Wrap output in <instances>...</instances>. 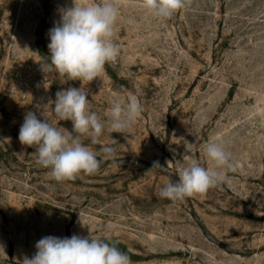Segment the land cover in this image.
I'll list each match as a JSON object with an SVG mask.
<instances>
[{"label": "rangeland", "instance_id": "rangeland-1", "mask_svg": "<svg viewBox=\"0 0 264 264\" xmlns=\"http://www.w3.org/2000/svg\"><path fill=\"white\" fill-rule=\"evenodd\" d=\"M113 2L120 54L85 85L105 124L98 144L84 139L100 167L57 182L18 136L29 111L72 131L47 103L81 82L40 66L50 63L58 8L72 0H0V264L31 257L45 236L72 235L114 242L133 264H264V0H190L168 19L141 0ZM133 95L141 117L112 133L105 112ZM111 138L114 158L100 151ZM211 141L231 153L228 182L182 201L161 198L188 156L212 167Z\"/></svg>", "mask_w": 264, "mask_h": 264}, {"label": "clouds", "instance_id": "clouds-1", "mask_svg": "<svg viewBox=\"0 0 264 264\" xmlns=\"http://www.w3.org/2000/svg\"><path fill=\"white\" fill-rule=\"evenodd\" d=\"M190 0H141L142 7L158 19H168L188 7ZM60 19L49 30L50 63L40 62L41 70L55 71L68 81H80L81 87H69L56 92L47 105L59 121H71L72 131L61 130L49 120H40L34 112H27L19 129V142L34 148L36 163L50 170L57 182L73 181L81 173L95 174L100 161L84 139L99 143L105 124L90 111L88 90L85 85L100 78L105 65L114 63L119 46L114 43V27L120 17V8L113 0H72L71 6L58 8ZM132 23V20L128 21ZM47 89V88H46ZM54 105V107H52ZM143 105L136 96L127 103L114 101L105 116L109 117L112 133L123 134L141 117ZM117 141L111 138L100 151L108 158L115 157ZM204 154L212 167L202 166L196 158L187 157L188 163L179 172L176 182L168 181L159 196L170 201H182L228 182L225 169H235L231 153L222 141L204 145ZM152 168H162L158 161ZM31 256L25 255L17 264H133L130 256L114 242L95 237L72 235L45 236L35 245Z\"/></svg>", "mask_w": 264, "mask_h": 264}]
</instances>
